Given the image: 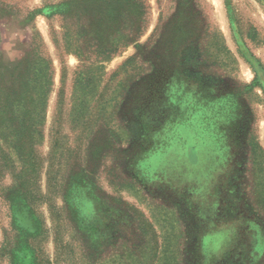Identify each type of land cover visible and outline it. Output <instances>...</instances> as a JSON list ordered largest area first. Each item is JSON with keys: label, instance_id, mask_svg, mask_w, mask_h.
Instances as JSON below:
<instances>
[{"label": "rangeland", "instance_id": "374dc122", "mask_svg": "<svg viewBox=\"0 0 264 264\" xmlns=\"http://www.w3.org/2000/svg\"><path fill=\"white\" fill-rule=\"evenodd\" d=\"M35 259L264 264V0H0V264Z\"/></svg>", "mask_w": 264, "mask_h": 264}, {"label": "trees", "instance_id": "16d2710c", "mask_svg": "<svg viewBox=\"0 0 264 264\" xmlns=\"http://www.w3.org/2000/svg\"><path fill=\"white\" fill-rule=\"evenodd\" d=\"M142 33V31H138L137 34L140 35ZM136 37H129L127 40V43H133L135 42ZM187 62L193 64L194 60L193 58L187 57L186 58ZM49 69V68H48ZM258 84V81L256 80L255 85ZM44 87H49L51 84H43ZM49 92V88L48 91L46 90L45 92H43L44 94L38 98V101H35L33 103V107H32V115H31V120H28L24 117H19L17 116H13L12 117V122H14V142H15V149L16 150H23L25 149V145L30 144L32 146H35L39 143V141L42 139V134H43V127L45 124V116H44V110H43V105L45 104V102H43V99L46 98V96H44L45 94L47 95V93ZM17 98H15V103ZM45 101V100H44ZM18 106H20V103L15 105L16 108H18ZM70 190L67 191V196H66V202L67 204L70 205V209L74 215V217L78 216L77 215V206H76V201H75V195L73 193L74 188L71 186L69 188ZM79 224V225H78ZM77 225L79 226L80 230L85 231L84 232V238L83 241L85 243V246L88 247V249L90 251H95V250H99L102 246V243L99 242V240H95L92 242V244L89 246V236H94L96 235L100 229H98V227L94 226L90 221H77ZM82 233V232H81ZM86 233L88 234V236L86 235ZM107 234V232H105ZM101 234L100 237L103 238H111V236L109 234ZM83 234V233H82ZM87 243V244H86ZM33 264H38V259H35Z\"/></svg>", "mask_w": 264, "mask_h": 264}, {"label": "bare ground", "instance_id": "6f19581e", "mask_svg": "<svg viewBox=\"0 0 264 264\" xmlns=\"http://www.w3.org/2000/svg\"><path fill=\"white\" fill-rule=\"evenodd\" d=\"M247 74V73H246ZM251 76V75H250Z\"/></svg>", "mask_w": 264, "mask_h": 264}]
</instances>
